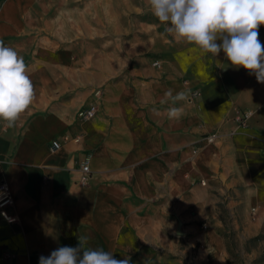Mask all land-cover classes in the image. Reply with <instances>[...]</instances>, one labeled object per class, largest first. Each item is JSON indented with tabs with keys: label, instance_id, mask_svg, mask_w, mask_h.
<instances>
[{
	"label": "crops",
	"instance_id": "0c3cea01",
	"mask_svg": "<svg viewBox=\"0 0 264 264\" xmlns=\"http://www.w3.org/2000/svg\"><path fill=\"white\" fill-rule=\"evenodd\" d=\"M59 3L0 0V40L23 56L35 90L14 127L0 120V182L16 218L0 216V264H39L81 235L131 264H209L211 254L226 264L227 232L264 233V84L157 27L125 34L130 2L104 0L88 31L53 18ZM169 90L188 100L162 104Z\"/></svg>",
	"mask_w": 264,
	"mask_h": 264
},
{
	"label": "clouds",
	"instance_id": "9594fccd",
	"mask_svg": "<svg viewBox=\"0 0 264 264\" xmlns=\"http://www.w3.org/2000/svg\"><path fill=\"white\" fill-rule=\"evenodd\" d=\"M151 14L165 31L201 54L221 52L230 66L243 67L264 84V44L259 26L264 25V0H146ZM188 93H165L162 104L187 101ZM35 98L34 84L22 55L0 40V120L15 126ZM170 120L179 119L180 107L166 109ZM6 215V214H4ZM88 237L78 236L76 247L62 246L39 257V264H131V257L117 259L103 248L87 247Z\"/></svg>",
	"mask_w": 264,
	"mask_h": 264
},
{
	"label": "rangeland",
	"instance_id": "374dc122",
	"mask_svg": "<svg viewBox=\"0 0 264 264\" xmlns=\"http://www.w3.org/2000/svg\"><path fill=\"white\" fill-rule=\"evenodd\" d=\"M104 0H60L58 7L53 5L52 17H65L69 22H75L73 19H79L80 31L91 30V23L98 18L106 16L107 12L103 7ZM120 4L130 2L131 11L128 12L131 20L125 25L127 28L125 34L148 33L152 30L169 35L165 31V25L161 24L156 17L151 14L146 0H116ZM55 4L56 0H52ZM77 6V8H75ZM123 14V10L121 12ZM104 28L106 26H100ZM115 27V26H114ZM114 27L113 30H114ZM118 27V26H116ZM123 28V26H121ZM147 28V30H146ZM75 29V28H74ZM230 228V227H229ZM228 247V256L226 264H264V233L251 239H241V235L230 231L225 234ZM209 264H215L211 254Z\"/></svg>",
	"mask_w": 264,
	"mask_h": 264
},
{
	"label": "built area",
	"instance_id": "2783aa9c",
	"mask_svg": "<svg viewBox=\"0 0 264 264\" xmlns=\"http://www.w3.org/2000/svg\"><path fill=\"white\" fill-rule=\"evenodd\" d=\"M158 65V63H156ZM193 97H199L198 92H194ZM95 114V108H88L83 111H81L80 116L82 118L88 119L92 118ZM252 113L250 111H242L240 112L239 117L237 118L240 128L246 129L248 127L249 119L251 118ZM216 138V135L213 134L212 136L208 137V142L212 143ZM53 147L58 148L59 144L57 142L53 143ZM80 175V183L82 185H87L90 180V169L88 161L84 162L81 170ZM15 204V198L12 194L11 188L9 184L3 179L0 182V216L7 220L8 222H15L16 218L14 216H11L8 212L9 208L13 207ZM6 214V215H4Z\"/></svg>",
	"mask_w": 264,
	"mask_h": 264
}]
</instances>
